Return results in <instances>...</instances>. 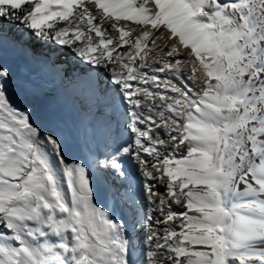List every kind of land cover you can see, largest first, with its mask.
Listing matches in <instances>:
<instances>
[{"label":"snow or ice","instance_id":"snow-or-ice-1","mask_svg":"<svg viewBox=\"0 0 264 264\" xmlns=\"http://www.w3.org/2000/svg\"><path fill=\"white\" fill-rule=\"evenodd\" d=\"M0 264H264V0H0Z\"/></svg>","mask_w":264,"mask_h":264},{"label":"bare ground","instance_id":"bare-ground-1","mask_svg":"<svg viewBox=\"0 0 264 264\" xmlns=\"http://www.w3.org/2000/svg\"><path fill=\"white\" fill-rule=\"evenodd\" d=\"M68 59H71L70 55ZM50 106L57 110L59 113V127L66 133L71 135L74 132L77 115L74 110L70 108H65L59 104V101L55 96L52 97L50 101ZM74 155L80 154L79 152H74ZM110 206V205H109Z\"/></svg>","mask_w":264,"mask_h":264}]
</instances>
